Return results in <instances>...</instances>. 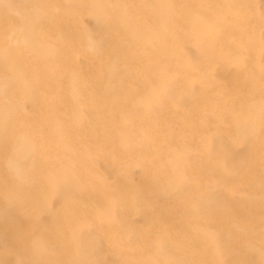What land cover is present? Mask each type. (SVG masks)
<instances>
[{
    "label": "bare ground",
    "instance_id": "6f19581e",
    "mask_svg": "<svg viewBox=\"0 0 264 264\" xmlns=\"http://www.w3.org/2000/svg\"><path fill=\"white\" fill-rule=\"evenodd\" d=\"M0 264H264V0H0Z\"/></svg>",
    "mask_w": 264,
    "mask_h": 264
},
{
    "label": "rangeland",
    "instance_id": "374dc122",
    "mask_svg": "<svg viewBox=\"0 0 264 264\" xmlns=\"http://www.w3.org/2000/svg\"><path fill=\"white\" fill-rule=\"evenodd\" d=\"M84 20H85V22H86V24L92 29V33L94 34V35H97L98 34V31H96L97 30V27L95 26V25H93L89 20H88V18H84ZM189 50V49H188ZM193 53V52H192Z\"/></svg>",
    "mask_w": 264,
    "mask_h": 264
}]
</instances>
